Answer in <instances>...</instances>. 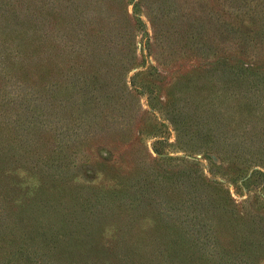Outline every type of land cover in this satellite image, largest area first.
<instances>
[{
    "label": "rangeland",
    "instance_id": "obj_1",
    "mask_svg": "<svg viewBox=\"0 0 264 264\" xmlns=\"http://www.w3.org/2000/svg\"><path fill=\"white\" fill-rule=\"evenodd\" d=\"M0 264H264V0H0Z\"/></svg>",
    "mask_w": 264,
    "mask_h": 264
},
{
    "label": "trees",
    "instance_id": "obj_2",
    "mask_svg": "<svg viewBox=\"0 0 264 264\" xmlns=\"http://www.w3.org/2000/svg\"><path fill=\"white\" fill-rule=\"evenodd\" d=\"M234 244H235V243H234ZM237 251L243 254V251H246V250H243V251H242V250H240V248H239V249H237Z\"/></svg>",
    "mask_w": 264,
    "mask_h": 264
}]
</instances>
